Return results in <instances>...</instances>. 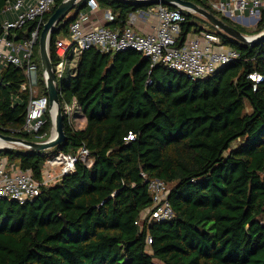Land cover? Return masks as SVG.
I'll return each instance as SVG.
<instances>
[{
	"label": "trees",
	"instance_id": "16d2710c",
	"mask_svg": "<svg viewBox=\"0 0 264 264\" xmlns=\"http://www.w3.org/2000/svg\"><path fill=\"white\" fill-rule=\"evenodd\" d=\"M8 1L0 0V13ZM63 0L46 14L45 22ZM245 33L208 0H192ZM112 11L106 26L124 29L130 15L155 4L98 0ZM57 24L55 40L69 36L74 11ZM175 7V6H171ZM183 34L200 31L205 21L240 58L204 79L151 66L141 52L116 54L90 48L80 54L74 74L60 83V102L74 101L87 118L76 129L64 115L65 143L48 150L0 148V158L42 178L46 161L82 146L93 162L82 160L60 182L21 204L0 198V264H264V40L238 41L195 13L185 12ZM28 22L19 36L31 33ZM264 30V12L256 33ZM38 92L48 95L39 53ZM260 74L256 82L250 74ZM22 67L0 69V123L21 129L30 97ZM41 136L23 130L14 135L46 140L53 127L50 111ZM134 139L127 140L129 132ZM147 178L170 187L174 217L150 219ZM151 242L148 243V239Z\"/></svg>",
	"mask_w": 264,
	"mask_h": 264
},
{
	"label": "built area",
	"instance_id": "2783aa9c",
	"mask_svg": "<svg viewBox=\"0 0 264 264\" xmlns=\"http://www.w3.org/2000/svg\"><path fill=\"white\" fill-rule=\"evenodd\" d=\"M208 1L217 12L231 19L240 18V22H258L264 12V0ZM54 5L55 0H12L8 1L0 13V69L10 64L22 67L26 75L23 88L29 89L30 92L22 128H4L0 123V133L14 135L15 132L23 130L41 136L40 131L46 122L45 113L49 110V98L48 95H40L38 92L39 66L35 59V46L40 38L45 16ZM87 5L89 11H80L70 23L69 36H58L55 40L57 61L53 66L59 88L66 70L76 65L82 52L94 47L107 54L134 49L148 57L152 67L161 63L192 79H204L240 58V52L236 48L223 44L221 37L210 30L191 31L184 35L183 23L187 10L181 7L157 4L154 9L158 19L157 26L150 32L141 33L132 26L136 19L134 14L130 15L127 26L122 30L106 25L86 27L90 11L100 8L98 0H87ZM11 12L13 16L10 15ZM112 17L110 9L105 11L107 21H111ZM28 22L35 23L34 29L29 34L19 36V31ZM249 76L256 82L263 79L257 73ZM62 110L69 122H72L75 113L81 108L74 101L65 102ZM134 138V133L130 131L126 139ZM79 160L88 166L92 164L93 160L87 147L82 146L76 153L59 152L46 161L42 178L37 179L31 170H21L14 164H8L6 159L0 158V198L23 204L38 196L43 186L54 185L60 182L64 175L74 172ZM142 175L148 182L152 196V206L144 217L150 214V219H172L174 211L169 199L170 185L159 178L149 179L144 172ZM149 242L151 238L148 239Z\"/></svg>",
	"mask_w": 264,
	"mask_h": 264
},
{
	"label": "water",
	"instance_id": "95a60500",
	"mask_svg": "<svg viewBox=\"0 0 264 264\" xmlns=\"http://www.w3.org/2000/svg\"><path fill=\"white\" fill-rule=\"evenodd\" d=\"M80 0H63L48 20L44 23L40 38H39V53L41 57V65L47 86L49 98V111L53 122L52 135L42 141L29 140L16 135L0 133V138L12 143L15 147H23L32 150H48L59 144L65 143L67 135L64 127V114L60 102V90L56 84V76L54 72L53 61L50 54V37L55 31L58 23L65 18L76 8ZM131 4H165L169 6L181 7L188 12L196 13L209 21L213 26L217 27L230 37L249 45H256L264 40V30L254 35H247L227 23L223 18L217 16L214 12L197 4L192 0H126ZM79 9L74 11V17H77ZM238 22L241 21L237 18ZM56 108V114H53V108ZM6 147V148H15ZM67 175V174H66Z\"/></svg>",
	"mask_w": 264,
	"mask_h": 264
},
{
	"label": "crops",
	"instance_id": "0c3cea01",
	"mask_svg": "<svg viewBox=\"0 0 264 264\" xmlns=\"http://www.w3.org/2000/svg\"><path fill=\"white\" fill-rule=\"evenodd\" d=\"M155 7L156 6H153L147 10H138L137 12L133 13L134 15H136V19L132 26L136 31L146 33L152 31L157 26L158 19L157 16L154 14ZM107 10L108 9H106L105 7L100 6L99 9L93 12L90 11V18L85 23L86 27L94 25H106L108 21L105 19V11ZM85 11H89V7H87ZM77 113L78 115L75 116L73 119H76L77 123H80L79 126L75 127L73 121L71 123L76 129H84L87 125V118L81 110H78Z\"/></svg>",
	"mask_w": 264,
	"mask_h": 264
},
{
	"label": "rangeland",
	"instance_id": "374dc122",
	"mask_svg": "<svg viewBox=\"0 0 264 264\" xmlns=\"http://www.w3.org/2000/svg\"><path fill=\"white\" fill-rule=\"evenodd\" d=\"M210 1H216V0H210ZM10 15L13 16L14 14L11 12ZM198 16H200V15H198ZM195 20L197 22V25L193 26V29H194V27H198V28L204 27V29L210 30V27L208 26V24L205 21H203V20H201L199 18H196ZM232 20L235 23L239 24L243 29H245V31H244L245 33L244 34H247V35H254V34H256L255 31L257 30V25H258L259 21L258 22H253V21H248V22H243L242 21V22H238V20H236V19H232ZM74 68H75V66H73L71 68H68L66 70L65 75H64V78H63L64 83H67L68 82V79H69L68 77H69V75H71V74L74 73ZM77 115H78V113L76 112L75 113V116H77ZM72 121L74 122V126L75 127H78L79 126L80 123H77V120L76 119L75 120L72 119ZM52 133H53V128L51 129L50 136L52 135ZM15 148L22 149L23 147H15Z\"/></svg>",
	"mask_w": 264,
	"mask_h": 264
},
{
	"label": "bare ground",
	"instance_id": "6f19581e",
	"mask_svg": "<svg viewBox=\"0 0 264 264\" xmlns=\"http://www.w3.org/2000/svg\"><path fill=\"white\" fill-rule=\"evenodd\" d=\"M53 114L54 115L56 114V108L55 107L53 108ZM10 146L15 147V145H13L12 143L7 142V141L0 138V148L10 147Z\"/></svg>",
	"mask_w": 264,
	"mask_h": 264
}]
</instances>
